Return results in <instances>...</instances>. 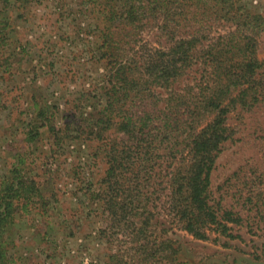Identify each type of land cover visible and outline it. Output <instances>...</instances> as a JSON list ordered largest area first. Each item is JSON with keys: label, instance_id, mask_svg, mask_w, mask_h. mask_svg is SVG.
<instances>
[{"label": "rangeland", "instance_id": "1", "mask_svg": "<svg viewBox=\"0 0 264 264\" xmlns=\"http://www.w3.org/2000/svg\"><path fill=\"white\" fill-rule=\"evenodd\" d=\"M103 1L0 0V193L7 178L36 189L29 200L15 201L20 211L4 237L5 264H264V211L245 201L250 185L229 181L235 172L243 180L261 178L254 193L264 192V104L243 119L231 114L235 143L226 144L213 172L212 198L242 217L240 225L229 224L241 238L212 231L198 240L156 196L146 237L104 216L105 153L124 143L113 131L105 143L97 137L114 82L100 50ZM235 7L264 16V0H236ZM161 19L142 30L139 52L142 44L170 47ZM208 25L214 37L235 28L218 19ZM259 43L264 60V32ZM161 243L169 247L162 251ZM155 250L157 257H149Z\"/></svg>", "mask_w": 264, "mask_h": 264}, {"label": "trees", "instance_id": "2", "mask_svg": "<svg viewBox=\"0 0 264 264\" xmlns=\"http://www.w3.org/2000/svg\"><path fill=\"white\" fill-rule=\"evenodd\" d=\"M235 2L99 3L100 50L114 69V82L106 91L97 137L105 143L113 131L122 135L124 143L111 144L105 153L108 170L100 199L104 216L113 226L125 222L146 237L152 226L150 205L156 196L154 201L162 202L180 229L198 240H208L212 231L241 238L229 224L240 225L242 217L225 210L211 191L213 172L226 144L235 143L238 130L229 123L231 114L243 119V114L264 104V60L259 58L264 16L245 13ZM162 17L161 28L172 44L167 49L142 44L139 52L136 45L142 41V30ZM214 19L235 28L211 36L208 23ZM233 177L229 181L240 179L246 187L250 185L245 201L263 212L264 192L254 193L263 183L261 178L243 180L239 172ZM35 190L21 178H7L1 184L0 264L7 262L4 237L20 211L15 201L29 200ZM161 244L162 251L169 247ZM149 257L156 258L157 251Z\"/></svg>", "mask_w": 264, "mask_h": 264}]
</instances>
